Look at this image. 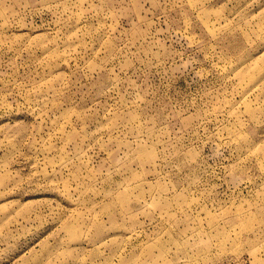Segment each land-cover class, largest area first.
Masks as SVG:
<instances>
[{
    "label": "rangeland",
    "instance_id": "obj_1",
    "mask_svg": "<svg viewBox=\"0 0 264 264\" xmlns=\"http://www.w3.org/2000/svg\"><path fill=\"white\" fill-rule=\"evenodd\" d=\"M0 264H264V0H0Z\"/></svg>",
    "mask_w": 264,
    "mask_h": 264
}]
</instances>
